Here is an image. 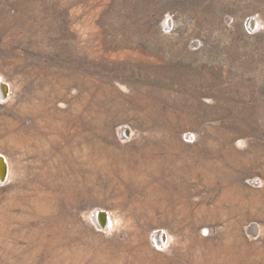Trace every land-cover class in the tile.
Here are the masks:
<instances>
[{
    "label": "rangeland",
    "instance_id": "rangeland-1",
    "mask_svg": "<svg viewBox=\"0 0 264 264\" xmlns=\"http://www.w3.org/2000/svg\"><path fill=\"white\" fill-rule=\"evenodd\" d=\"M0 78V264H264V0H0Z\"/></svg>",
    "mask_w": 264,
    "mask_h": 264
},
{
    "label": "bare ground",
    "instance_id": "bare-ground-1",
    "mask_svg": "<svg viewBox=\"0 0 264 264\" xmlns=\"http://www.w3.org/2000/svg\"><path fill=\"white\" fill-rule=\"evenodd\" d=\"M253 23V20L251 21V24ZM11 85L10 82L7 83L5 79L0 78V99L5 100L6 98H9L11 95ZM42 99V98H41ZM35 113V112H34ZM35 116V115H34ZM41 120V119H40ZM124 133L127 134V131L124 130ZM4 154H0V182H4L10 177L11 173V164L8 157H4ZM137 157V156H136ZM152 161V160H151ZM173 167V166H172ZM10 179V178H9ZM143 195V194H142ZM139 205V204H138ZM179 205V204H178ZM104 209H100L94 212V220L95 222L101 226L103 224L109 223L112 224V218L111 215L108 213H103ZM114 221V220H113ZM117 221V220H116Z\"/></svg>",
    "mask_w": 264,
    "mask_h": 264
}]
</instances>
